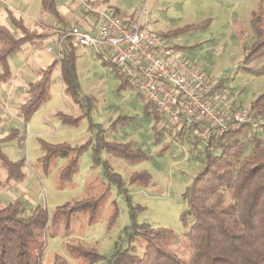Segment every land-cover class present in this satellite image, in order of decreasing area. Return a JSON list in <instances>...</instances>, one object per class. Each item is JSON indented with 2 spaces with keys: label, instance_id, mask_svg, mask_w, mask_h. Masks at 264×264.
Returning a JSON list of instances; mask_svg holds the SVG:
<instances>
[{
  "label": "rangeland",
  "instance_id": "1",
  "mask_svg": "<svg viewBox=\"0 0 264 264\" xmlns=\"http://www.w3.org/2000/svg\"><path fill=\"white\" fill-rule=\"evenodd\" d=\"M70 2L77 6L80 14L87 10L86 6L80 5V0ZM99 3L91 0L88 5L95 7ZM105 3L125 18H137L147 9L148 14L143 20L163 34L176 33L174 42L183 48L188 61L208 77L223 79L224 88L236 100V106L264 114V108L254 107L256 98L264 93V75H257L264 71V55L245 61L257 40L251 27L252 14L261 3L264 8V0H110L103 5ZM73 26L72 22H66L68 30ZM188 26L198 28L187 30ZM76 54L81 96L89 98L91 105L88 109L85 102L86 116L78 126L63 125L57 117L58 111L73 116L80 114L72 98L65 93L58 71L52 76L49 101L29 123L12 119L11 110L3 105L0 108V116L4 115V121L0 122V138L13 130L18 132L14 140L4 143L2 148L12 161L26 160V175L31 171L34 173L32 183L27 186L33 201L54 211L83 199L99 200L93 223H90L89 213L82 212L71 218L67 231L63 225L47 229L42 264H52L56 254L65 256L73 264H85L65 251L63 244L67 241L95 248L105 258L97 264H108V259L118 249L129 247L134 223L172 230L179 236L172 244L173 251L188 260L190 248L185 234L190 227L184 225L181 217L188 210L183 195L203 167L204 144L192 134L175 138L176 132L164 122L162 126L168 130L164 132L160 125L154 129L156 121L152 115L144 113L141 93L122 88L121 73L114 65L106 64L93 48L77 47ZM22 89L27 92L28 86ZM0 104H3L1 98ZM259 119L264 122L262 116ZM99 126L104 130L106 140L130 144L134 152L140 150L145 157L127 162L122 157H112L105 150L95 157L93 146L98 144ZM90 139L93 146L80 157L77 173L70 181L61 178L62 170L68 164L65 158L52 162L47 173L42 170L39 163L44 155L42 141L79 146ZM105 163L122 177V187L106 177ZM144 172L151 176L148 184L132 181L134 174ZM4 192L13 198L20 190ZM9 197H0V207L9 203ZM192 222L193 217L189 216L188 225ZM133 245L137 254L144 252L142 239H136Z\"/></svg>",
  "mask_w": 264,
  "mask_h": 264
},
{
  "label": "trees",
  "instance_id": "2",
  "mask_svg": "<svg viewBox=\"0 0 264 264\" xmlns=\"http://www.w3.org/2000/svg\"><path fill=\"white\" fill-rule=\"evenodd\" d=\"M43 12L52 14L61 20L56 0H41ZM11 25L21 32V37L0 23V68L2 79L10 77L8 58L18 53L29 44L40 46L44 35L38 36L37 30L27 27L22 19L11 16ZM252 31L256 43L251 54L245 61H251L264 55V8L261 3L259 9L252 14ZM198 26H188L187 30L197 29ZM58 33L60 45L58 57L44 70L38 73V79L29 83L25 101L19 108V115L24 123H29L35 113L50 99L52 70L58 65L65 93H67L81 111V115L73 116L58 111L57 117L63 125L76 127L85 118V102L90 109V99L81 96V85L77 73V46L73 39L66 36L64 27ZM182 31L178 32L181 33ZM163 34V33H162ZM167 39L177 38L176 33L163 34ZM175 40V39H174ZM179 47V46H178ZM183 49L182 47H179ZM119 71V70H118ZM120 72V71H119ZM121 73V72H120ZM258 76L264 71L257 72ZM122 88L136 90L130 81L122 74ZM219 86H223V79H219ZM143 111L153 117L157 125L162 126V116L159 110L147 102L144 96ZM264 93L260 94L254 107L264 108ZM255 118L264 119V114L254 112ZM260 116V117H259ZM93 127V125H91ZM97 142L93 146L90 139L83 145L72 146L68 143L50 144L42 141L44 155L39 163L42 170L48 172L51 163L57 158L67 159V166L62 170L61 178L70 181L77 173L79 159L84 151L93 146L95 157L100 151H106L112 157H122L127 162L137 161L145 155L131 149L130 144L111 142L106 140L104 130L99 126ZM168 130V129H167ZM17 131L13 130L7 136L0 138V168L6 173L7 179L0 186L7 187L12 182H23L26 179V160L12 161L4 152L2 145L14 140ZM172 135V133L170 132ZM184 132L175 134V138H183ZM204 164L199 174L187 187L183 197L188 210L182 213V221L190 227L185 239L190 248V257L185 260L172 249V244L179 236L167 228H155L149 224L134 223L133 236L127 249H118L108 259V264H264V124L257 127L244 125L222 138H212L204 144L202 150ZM96 160V158H95ZM100 161V160H98ZM105 175L108 179L123 185L122 177L105 163ZM132 181L148 184L151 180L149 173L134 174ZM99 200L88 198L75 203H67L50 211L43 205H38L31 215L24 214V203L21 198L0 207V264H42V254L45 249V233L51 227L64 226L70 229L71 218L82 212L89 213L90 223L96 219ZM132 218L135 219L133 211ZM189 216L193 217L191 226L188 225ZM112 223L114 219L112 218ZM111 223V224H112ZM136 239H142L145 250L136 253L133 245ZM65 251L85 264H97L105 258L93 247L80 242L67 241L63 244ZM52 264H73L65 256L56 254Z\"/></svg>",
  "mask_w": 264,
  "mask_h": 264
},
{
  "label": "built area",
  "instance_id": "3",
  "mask_svg": "<svg viewBox=\"0 0 264 264\" xmlns=\"http://www.w3.org/2000/svg\"><path fill=\"white\" fill-rule=\"evenodd\" d=\"M85 6L96 18L93 28L75 25L66 36L77 47L93 48L106 64L114 65L159 110L166 127L192 134L205 144L244 125L264 124L250 109L236 106L218 79L190 63L174 39L145 22L147 9L137 18H125L111 7ZM47 50L52 52V47Z\"/></svg>",
  "mask_w": 264,
  "mask_h": 264
},
{
  "label": "crops",
  "instance_id": "4",
  "mask_svg": "<svg viewBox=\"0 0 264 264\" xmlns=\"http://www.w3.org/2000/svg\"><path fill=\"white\" fill-rule=\"evenodd\" d=\"M56 1L58 3L60 21L52 14L43 12L41 0H0V23L9 28L17 38L21 37V32L12 27L11 16L18 20L22 19L27 27H32L37 30L38 36L44 35L45 37L40 46L27 44L20 51L21 54H13L8 58L11 73L9 78H1L3 72L0 68V90L2 91L0 98L3 102V104H0V108L3 105L4 108H8L9 111L11 110V114L13 115L12 119L14 120L21 119L19 108L25 101L27 95V92L22 89L23 85L26 84L27 86L29 83L37 80L38 73L49 67L57 59L59 46L56 41L58 40V32L65 30L63 28L66 26V22H72L74 26L79 25L84 30H91L96 21L94 14L88 10L84 14L78 13L76 10L77 6L71 3L70 0ZM90 1L80 0V5L85 6ZM93 1L100 2L99 5H95L96 8L111 7L116 10V8L109 6L107 3L103 5V2H109L110 0ZM67 31L69 30L67 29ZM48 47H52V52H48ZM10 58H13V60H10ZM55 71H58V76L61 77L58 65L52 70L51 77ZM0 119V122L4 121V115L0 116ZM33 171L35 173L37 172L34 168ZM33 176L34 173L32 171L28 172L23 182H12L7 187L1 186L2 188H0V197L3 199L9 197L8 192H4L5 190H20V193L14 197L12 196L13 198L9 197L7 200L10 203L17 198H21L24 203V214L27 216L31 215L38 205H41L29 197L30 191L27 188L32 183ZM6 179V173L0 168V181L4 183Z\"/></svg>",
  "mask_w": 264,
  "mask_h": 264
}]
</instances>
